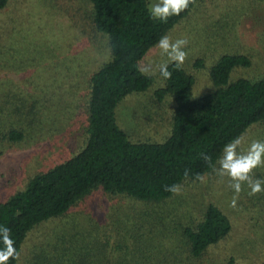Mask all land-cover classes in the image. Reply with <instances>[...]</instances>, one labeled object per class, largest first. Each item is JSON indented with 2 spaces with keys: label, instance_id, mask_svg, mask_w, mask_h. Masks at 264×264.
<instances>
[{
  "label": "trees",
  "instance_id": "1",
  "mask_svg": "<svg viewBox=\"0 0 264 264\" xmlns=\"http://www.w3.org/2000/svg\"><path fill=\"white\" fill-rule=\"evenodd\" d=\"M201 1L196 0L195 5L190 4L179 16L164 22L150 18V0H88L93 11L88 21L89 33L106 37L108 58L99 64L92 62L93 69L85 81L74 76L75 85L83 89L69 91L66 85L70 82L55 87V78L35 84L34 77L30 80L26 77L21 84L16 83L13 92L2 94L7 96L2 102L12 100L0 104V155L15 147L39 145L48 139L55 125L75 121L76 115L86 126L81 143L47 169L38 171L24 189L0 201V226L11 229L20 253L18 260H10L8 264H242L245 258L247 261V257L230 246L234 219L213 202L187 223L184 218H160L157 214L156 218H120L119 225L126 231L121 235L125 241L121 242L116 233L104 235L93 226L89 239L86 232L79 229L73 232L70 228H63L54 236L44 232L36 236L40 226L62 219L59 217L67 215L96 189L132 204L165 202L174 195L165 190L166 186L196 183L197 173L206 176L212 172V165H216L228 141L255 126H264V77H234L237 67L252 66V58L233 52L221 55L213 65L197 59L192 71L184 64L177 68L169 63L171 79L165 80L159 74L162 86L154 92L156 99L162 102L168 97L176 103L164 141H133L120 127L117 120L120 102L128 95L151 90L156 82L154 76L141 74L138 67H142L160 37L170 34L192 16ZM9 2L0 0V13ZM203 69L213 88L194 97L198 72ZM70 76L64 73L63 79ZM10 106L18 114L16 117L9 111ZM19 114L24 115V122L18 119ZM202 154L209 155L211 162H205ZM185 170L189 173L187 177ZM255 177L264 179L263 172L256 171ZM248 191L244 186L239 198L246 200L245 214L249 215L246 221L258 251L254 264H264V193L249 196ZM93 224L97 227L99 222L95 220ZM143 236L148 239L142 240ZM166 239L172 240L173 250L160 254L166 250L163 248ZM131 240L135 247L128 245ZM221 246L224 250L220 253ZM214 247H219L215 255ZM137 249L141 251L138 253ZM152 253L162 258L155 263L151 260Z\"/></svg>",
  "mask_w": 264,
  "mask_h": 264
},
{
  "label": "rangeland",
  "instance_id": "2",
  "mask_svg": "<svg viewBox=\"0 0 264 264\" xmlns=\"http://www.w3.org/2000/svg\"><path fill=\"white\" fill-rule=\"evenodd\" d=\"M155 2L150 0V4ZM92 15L88 0H10L0 13V79L4 78L6 82H0V104H9L12 98L2 102L4 97L7 98L2 94L13 92L16 83L21 84L26 77L28 80L34 77L35 84L55 78V87L70 82L66 85L69 91L83 89L75 85V77L85 81L93 69L92 62L99 64L108 58L106 37L100 33H89L88 23ZM168 35L173 40L188 39L185 48L188 56L183 64L190 71L195 70L193 64L197 59L202 58L212 64L225 53L239 52L252 58V66L237 67L233 76L250 79L264 77V0H202L193 15ZM166 61L168 57L161 53L157 45L154 46L142 62V67L155 73L152 75L156 79L154 87L128 95L117 107L118 123L133 141L162 142L171 128L176 103L168 97L158 101L154 94L162 86L159 66ZM64 73L71 76L63 79ZM198 73L194 97L213 88L206 69ZM25 87L29 88V85ZM9 111L14 117L18 115L13 106L9 107ZM76 116L75 121L59 123V128V124L55 125L48 139L39 145L15 147L0 155V201L24 189L27 181L38 171L47 169L54 160L65 156L81 143L86 135V126ZM19 118L25 121L23 114H19ZM243 137L244 148L253 139L264 140V126L253 127ZM256 171H262L264 175V167L255 169L254 176ZM206 177L205 183L183 184L181 194H174L165 202L147 205L125 202L122 197L96 189L67 215L59 217L62 219L40 226L36 236L41 232L54 236L63 228H70L73 232L78 229L86 232L89 239L92 229L98 228L104 235L111 231L116 233L118 242H121L125 241L121 235L126 231L119 225L120 218H156L157 214L160 218H184L187 223L213 202L234 219L235 228L229 236L230 246L247 257L242 264H254L258 251L246 221L249 215L245 214V198L238 199L236 208L230 207L234 193L228 187V178L217 176L213 170ZM95 220L99 222L97 227L93 224ZM146 238L143 236L142 240ZM128 245L135 247L134 240L128 241ZM171 247L172 240L166 239L163 246L166 250L160 254L167 249L171 252ZM143 248L146 249L144 245ZM223 250L221 246L220 253ZM140 251L137 249L138 253ZM213 251L215 255L219 247H214ZM160 254H150L153 257L151 260L158 262L162 258Z\"/></svg>",
  "mask_w": 264,
  "mask_h": 264
},
{
  "label": "clouds",
  "instance_id": "3",
  "mask_svg": "<svg viewBox=\"0 0 264 264\" xmlns=\"http://www.w3.org/2000/svg\"><path fill=\"white\" fill-rule=\"evenodd\" d=\"M195 5L196 0H156L148 6L150 18L167 22L172 16H179L182 12L189 8V5ZM189 41L186 37L173 40L169 35L165 34L160 37L157 47L163 55L168 57V61L160 64L159 74L165 80L171 79L172 72L169 71L168 64L173 63L177 68L183 65L188 53L185 51ZM141 74L154 75L149 69L138 67ZM245 138L243 136L234 137L228 141L222 148V154L216 161V165H212L213 171L217 176L228 178V187L233 190V197L230 201V207L236 208L240 193L244 191V186L249 189V196H256L264 193V179L256 178L254 170L264 167V140L253 139L244 148ZM205 162L210 163L211 157L202 154ZM189 175L185 170L184 176ZM195 180L205 183L207 177L201 173L195 175ZM165 190L179 195L182 187L180 184H172L165 187ZM0 264H8L10 260H18L20 253L15 246V240L12 237L11 229L6 226H0Z\"/></svg>",
  "mask_w": 264,
  "mask_h": 264
}]
</instances>
